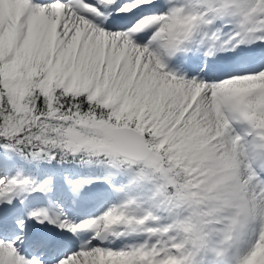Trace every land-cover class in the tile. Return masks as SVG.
Here are the masks:
<instances>
[{"label":"snow or ice","instance_id":"obj_1","mask_svg":"<svg viewBox=\"0 0 264 264\" xmlns=\"http://www.w3.org/2000/svg\"><path fill=\"white\" fill-rule=\"evenodd\" d=\"M16 157L88 171L0 173V264H264V0H0Z\"/></svg>","mask_w":264,"mask_h":264},{"label":"bare ground","instance_id":"obj_2","mask_svg":"<svg viewBox=\"0 0 264 264\" xmlns=\"http://www.w3.org/2000/svg\"><path fill=\"white\" fill-rule=\"evenodd\" d=\"M194 68V65H187L186 69L189 72H192ZM230 68L231 72H242L245 68L244 65H233L228 61H220L217 65L214 66V70L218 71L219 69H227ZM209 77H217L211 72L208 73ZM219 77H223V75H220ZM207 78V77H206ZM60 179L54 180V183H58ZM59 202L62 206V208L65 209L66 212H68L70 215H73L77 218H82L81 216L88 214L94 215L98 214L100 211H102L104 208L107 207V205L111 202H113V198L111 194H109L104 200L102 201H91L88 200L86 197L82 198L80 203L73 207L71 204V197L67 194L66 191L63 192V194L59 198ZM91 205H94L96 209L90 210L89 208ZM28 206L29 207H48L47 200L43 197H36L33 196L28 200ZM88 209V210H87ZM86 217V216H83ZM121 242H117L116 246H119Z\"/></svg>","mask_w":264,"mask_h":264},{"label":"rangeland","instance_id":"obj_3","mask_svg":"<svg viewBox=\"0 0 264 264\" xmlns=\"http://www.w3.org/2000/svg\"><path fill=\"white\" fill-rule=\"evenodd\" d=\"M14 165H16L14 167ZM19 165V166H18ZM23 169L25 172V175H30L29 171L33 170V177L35 178H43L45 177V174L42 175L43 172H48V171H53L54 173L61 175L62 173H71V175L73 176H79L81 174H84L86 171H88V169L84 168L83 166H80L76 163H72L70 165H66V164H58L56 162H53L51 164H41L39 167H36L34 164H28L27 162L21 160L19 157L14 158V160L12 161L11 165L5 170L3 168H0V173L6 171H10L12 169ZM16 171H10L7 173V175H15ZM55 176L54 174H51V177ZM61 206V205H60ZM62 207V206H61Z\"/></svg>","mask_w":264,"mask_h":264}]
</instances>
